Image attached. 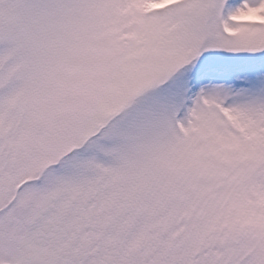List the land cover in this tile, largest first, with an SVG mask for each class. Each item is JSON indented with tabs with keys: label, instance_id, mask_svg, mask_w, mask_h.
<instances>
[{
	"label": "snow or ice",
	"instance_id": "obj_1",
	"mask_svg": "<svg viewBox=\"0 0 264 264\" xmlns=\"http://www.w3.org/2000/svg\"><path fill=\"white\" fill-rule=\"evenodd\" d=\"M0 264H264V0H0Z\"/></svg>",
	"mask_w": 264,
	"mask_h": 264
}]
</instances>
